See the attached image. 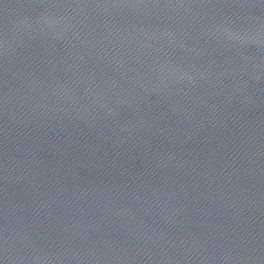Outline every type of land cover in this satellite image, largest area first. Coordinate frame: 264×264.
Here are the masks:
<instances>
[{"label":"water","instance_id":"95a60500","mask_svg":"<svg viewBox=\"0 0 264 264\" xmlns=\"http://www.w3.org/2000/svg\"><path fill=\"white\" fill-rule=\"evenodd\" d=\"M0 264H264V0H0Z\"/></svg>","mask_w":264,"mask_h":264}]
</instances>
